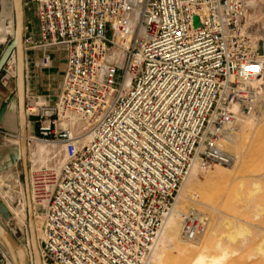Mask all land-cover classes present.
<instances>
[{
	"label": "built area",
	"instance_id": "obj_1",
	"mask_svg": "<svg viewBox=\"0 0 264 264\" xmlns=\"http://www.w3.org/2000/svg\"><path fill=\"white\" fill-rule=\"evenodd\" d=\"M23 3L25 52L42 68L64 59L55 99L26 98L41 264H152L192 164L237 161L219 143L264 93V0ZM16 69L12 55L4 85ZM20 141L0 125L2 145ZM9 173L24 192L22 158ZM180 217L188 242L211 225L193 207ZM17 223L34 264L28 215Z\"/></svg>",
	"mask_w": 264,
	"mask_h": 264
},
{
	"label": "rangeland",
	"instance_id": "obj_2",
	"mask_svg": "<svg viewBox=\"0 0 264 264\" xmlns=\"http://www.w3.org/2000/svg\"><path fill=\"white\" fill-rule=\"evenodd\" d=\"M15 24L12 0H0V58L14 37ZM30 57L28 52L27 58ZM36 62L30 60L27 67L31 87L29 97L41 95L40 90L31 84L42 72L43 87L47 88L44 89L45 95L41 96L53 101L61 90L64 59H54L50 68H42ZM2 80L0 91L5 97L1 102L5 103L8 96L16 94V79L7 85ZM262 95L250 117L239 123L235 133L219 143L221 149L236 156V163L233 166H212L208 171L195 165V173L184 181L175 212L165 221L158 237L152 264H264V93ZM10 108L14 128L9 131L20 133L16 99ZM12 144L4 146L0 143V172L5 175L11 167L7 158L12 157ZM18 150L21 158L20 144ZM3 179L0 175L1 191L8 189L4 187L8 182L2 184ZM194 195L199 197L194 199ZM5 200L7 198L4 203ZM8 204L15 208V202ZM9 205H6L7 209L12 213ZM192 207L207 215L211 224L203 239L197 242L181 238L180 213ZM15 210L19 211L18 208ZM172 218L177 225L174 234L167 224ZM0 264H12L1 243Z\"/></svg>",
	"mask_w": 264,
	"mask_h": 264
},
{
	"label": "water",
	"instance_id": "obj_3",
	"mask_svg": "<svg viewBox=\"0 0 264 264\" xmlns=\"http://www.w3.org/2000/svg\"><path fill=\"white\" fill-rule=\"evenodd\" d=\"M14 3V15L16 17V34L12 41L7 45V49L0 58V76L3 68L8 62V59L15 53L17 59V69H16V94L10 95L5 103L0 107V125H2L6 115L9 111V107L13 103L14 99L18 104V116H19V130L21 135V152H22V165L24 173V187L26 188L28 208L27 215L29 216V229L31 233V240L34 247V264H41V257L37 252V243H35V232L33 229V209L32 201L30 197V187H29V172H28V144L26 136L28 134V116L26 115L27 107V87H26V59L25 50L23 45V36L25 34V12L23 0H12ZM261 52L264 54V42L260 44ZM12 157H8L10 166L17 161L19 157L18 147H13L11 149ZM5 225V226H4ZM14 236L17 238L22 237L21 229H19L16 220H13V215L7 209V206L3 201L0 200V243L3 245L4 249L9 258H11L12 264H30V257L27 256L25 250L17 244Z\"/></svg>",
	"mask_w": 264,
	"mask_h": 264
},
{
	"label": "bare ground",
	"instance_id": "obj_4",
	"mask_svg": "<svg viewBox=\"0 0 264 264\" xmlns=\"http://www.w3.org/2000/svg\"><path fill=\"white\" fill-rule=\"evenodd\" d=\"M13 3V2H12ZM14 5V3H13ZM16 24H15V29L13 30V36H15L16 34ZM14 38V37H13ZM14 56V59L16 60V56H15V53L13 54ZM27 56H28V53L25 52V59H26V64H27ZM12 144V143H11ZM20 144V151H21V147H22V144H21V141L19 142ZM10 146V145H8ZM13 147H15L13 145ZM11 147L10 148V151L11 149L13 148ZM9 154V153H8ZM21 158H22V152H21ZM23 159V158H22ZM198 167V163L195 161L193 164H192V169H191V173H195L196 171V166ZM2 172V171H1ZM0 172V175L3 176V180H1L2 184L6 183V185L4 187H7L8 189L7 190H4V191H1L0 190V200L3 201L5 198H7V201L9 203H12V202H15V208H18L19 211L16 212L15 208L14 207H11L8 202L6 201V205L10 207V209L12 210V213L11 215H13V220H16L17 222L20 221H25L26 219V214H27V208H28V201H27V194H26V188H24V192L20 191L19 195L16 194V189L15 187L12 186V183L10 182L11 179H12V174L10 175L9 171L7 172L8 174L5 175L4 173H1ZM190 175L188 177H190ZM187 177V178H188ZM186 178V179H187ZM11 183V184H10ZM18 196V197H17ZM3 199V200H2ZM28 221H29V217H28ZM168 227H169V230L172 232L171 234H174L173 231H175V228L177 227L176 225V222L175 220L172 218V219H169L168 221ZM166 224V225H167ZM167 227V229H168ZM33 229H34V232H35V243H37V233H36V229H35V221L33 220ZM177 229V228H176ZM172 236V235H171ZM174 238V237H173ZM170 239V238H169ZM170 242V241H169ZM31 243H32V240H31ZM32 246H33V243H32ZM33 248V257H34V247ZM37 252L39 254V245L37 243ZM158 259V258H157ZM162 260V259H161ZM34 262H35V257H34Z\"/></svg>",
	"mask_w": 264,
	"mask_h": 264
},
{
	"label": "crops",
	"instance_id": "obj_5",
	"mask_svg": "<svg viewBox=\"0 0 264 264\" xmlns=\"http://www.w3.org/2000/svg\"><path fill=\"white\" fill-rule=\"evenodd\" d=\"M36 58H37V55H34V54H32L30 58H27L26 73H27V67H28V64H29L30 60L32 62H36V60H37ZM54 58L55 59L56 58L58 59L59 57H58V55L55 54L54 55ZM28 74L29 73H27V79H26L27 95H29V92H30L29 90L31 89V87L29 86L30 85V76ZM3 77H4V75L2 74L0 76V81H1V79ZM43 79H44V75H43L42 72H40V74L35 77L33 83L31 84L33 87H35L36 90H38V89L40 90L41 95H45L44 89L47 88V87L46 88L43 87L44 86V83H45V81ZM4 97H5V93L0 91V102L3 101ZM3 103L4 102H1L0 103V107L2 106ZM10 107H9V111H8V113L6 115V118L4 119V121H3V123H2L1 126L3 128H5V129L13 130L14 123H13V120H12V116H10V114H9L10 113V110H11Z\"/></svg>",
	"mask_w": 264,
	"mask_h": 264
},
{
	"label": "flooded vegetation",
	"instance_id": "obj_6",
	"mask_svg": "<svg viewBox=\"0 0 264 264\" xmlns=\"http://www.w3.org/2000/svg\"><path fill=\"white\" fill-rule=\"evenodd\" d=\"M5 226V225H4Z\"/></svg>",
	"mask_w": 264,
	"mask_h": 264
}]
</instances>
